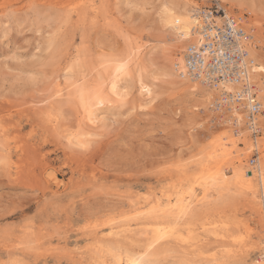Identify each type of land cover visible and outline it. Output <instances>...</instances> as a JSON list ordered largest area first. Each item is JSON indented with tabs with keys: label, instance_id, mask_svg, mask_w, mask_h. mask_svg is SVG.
<instances>
[{
	"label": "rangeland",
	"instance_id": "1",
	"mask_svg": "<svg viewBox=\"0 0 264 264\" xmlns=\"http://www.w3.org/2000/svg\"><path fill=\"white\" fill-rule=\"evenodd\" d=\"M162 2L0 0V264H116L117 253L147 247L158 229L171 237L152 243L151 264L264 262L257 178L248 172L258 201L232 183L220 195L212 185L204 193L210 174L199 161L232 130L212 122L211 108H201L202 85L189 82L195 84L190 92L188 83L165 82ZM192 2L201 8L217 1ZM220 3L248 15L253 46L264 53V0L256 13ZM128 56L132 76L122 82V97L105 84L113 102L89 126L69 86H94L101 76L108 81L100 62ZM141 67L153 83L150 103L137 91ZM241 137L237 143H251L248 171L262 147L247 132ZM261 138L264 127L258 143ZM222 168L231 174L227 164ZM178 199L195 203L180 213L171 206Z\"/></svg>",
	"mask_w": 264,
	"mask_h": 264
},
{
	"label": "bare ground",
	"instance_id": "2",
	"mask_svg": "<svg viewBox=\"0 0 264 264\" xmlns=\"http://www.w3.org/2000/svg\"><path fill=\"white\" fill-rule=\"evenodd\" d=\"M216 1L219 3L221 1L225 4H229L230 6L235 5L237 8H248L253 13H256L258 10V7H259L258 6V0H216ZM197 10H198V8L197 7L194 8V4H193L192 0H163V2L161 3L160 23H161L162 27L165 28V32L167 33V36H168V39L165 42L166 47L164 49H162L163 53H164L163 58L165 59L163 70H162V76L165 78L164 80L166 83L173 84L175 86L176 85L182 86V84H186V87H187V85L189 84L188 89L190 90V92L194 90L195 84H190L189 82H192V83H197V82L194 81L192 77H190L186 74L182 54H183L184 49L186 48V46L189 43H191L192 41H197V39H198V34L193 32V30H192L193 26H195L196 23H198V19L195 16V13H196L195 11H197ZM255 17H257V16L255 15ZM257 18H255L256 19L255 23L260 24V22H259L260 20L258 19L259 21H257ZM259 18H261V16ZM165 37H164V39H165ZM179 44L180 45L182 44L184 46L183 47L184 49L180 52H177L175 54V56H173V53H175V49L178 50ZM253 45H254V43L249 47V52L255 58V60L257 61V64L253 68V71H254L253 75L255 77V80L253 79L252 82L255 85L258 84L257 93H258V97L260 98V101L262 102V106L264 108V79H263L264 78V53L262 52L263 50L259 51V49H257V47L253 46ZM131 59H132V57H131ZM131 59L128 56V58L127 57H125V58L121 57V58H116V59H104V60H102L100 62V64L104 63V69L106 71L108 70L110 72V75H108V76H110L108 81H106L107 79H105L103 76H101L98 83L95 84L94 86H90L85 82H83V83L73 82V83H71V86H69L71 88H69L68 92H70V93H68V94L70 95L71 99L76 101V103L78 105L77 108H79V110H80L78 112H81V115L84 117V118L83 117L82 118L84 120L86 119L89 126L96 125V123L100 119L99 112L102 111L103 109H105V107L109 103L113 102L107 96V94L104 93L105 84L108 83L107 84L108 92L118 96L119 98L122 97L121 95H122V92L124 89L122 82H125L127 77L132 76L131 75V68H130ZM67 78H69V77H67ZM135 83L137 84V87H138L137 91H138V93H140L143 100L147 101V99H151V96L153 95V83L150 82L149 80L148 81L146 80V78L143 74V67L137 69V74L135 76ZM128 87H130V86H128ZM224 87H225L224 89L227 91L233 90V89H231V86H229V85H225ZM200 90H201V99L203 100V103H201L202 101L200 102L201 108H205V107L210 108L212 101L219 99V97H218L219 92H220L219 89H213V88H210L207 86H201ZM125 94H127V93H125ZM147 102H149V101H147ZM150 102H151V100H150ZM208 103H209V107L207 106ZM197 104L195 106H197ZM193 105H191V106L194 107ZM241 116L242 115H240L239 117H241ZM241 119L238 120L239 121L237 123L238 125L241 124L240 122H243V119L242 120ZM257 120H258V123L262 127H264V114L258 115ZM234 128L235 127L232 126V129H231L232 132L230 131V133H232V134H228V132H223L220 139L212 144L211 148L209 149L210 151H208L206 154H204V155H206V158L201 159V161H199L201 172L203 171V172H207L210 174V176H208V174H207V176L209 178L205 177L206 175L205 176L203 175L201 177V178L205 177V180H206V178L209 179L207 181H204V183L202 184L203 190H204V193L206 192V197H207L209 195L207 193L208 190L210 189L209 186L212 185V186H215V190L217 191L218 195H220V194H222V192L224 190H227L226 188H228V185H230L232 183L234 185L244 186L245 188L249 189V191L255 197V194H256L255 184L253 182V179H250L251 177H255V178H257L258 185H259V188L261 191L260 192L261 198H260V202L258 203L261 210H258V213H262V209L264 208V138H263V140L261 138L262 141H261V143L259 142L260 145L258 143L259 140H257L258 138H256L255 140L253 139V141H254L253 144L255 147H257V148H258V146L262 147V150H261L262 154L260 156H258V164H257L256 168L249 169L247 171V170H245L244 157H245V153H246L245 151H247L251 147V143L249 142V139H245L246 137L244 138L245 140H243V141L241 140V142L237 143V140H238L237 136L241 137L242 135H244L245 132H247L249 134V131L246 128H244L243 130L240 129L239 133L237 134L234 132ZM86 134L89 135V132H87ZM82 142L83 141H80L79 139L77 141L78 144H80ZM241 143H244L245 148L240 147V149H239L238 145ZM224 164H227L229 166V169L231 171L230 175H227L225 173L226 171L224 172V169L222 168ZM248 172L251 173V177L249 176L250 178L248 177ZM206 197H205V199H207ZM195 199H196V197H195ZM252 199H256V197L255 198L251 197V200ZM256 201H258V198L256 199ZM194 203H191L190 201H186L184 199H178L175 201V204L173 203V205H171V206H174V207L178 206L179 212L185 213V212H188L189 209H191V206ZM251 207H252V205H251ZM168 209H165V208L162 209L165 216L167 215L166 212ZM169 237H171V234L167 230H165V229L159 230L158 229V230H156L154 238L152 239V241L147 244V247L143 246L144 249H143V247H141L142 249H139L140 251H137V252L134 251L132 253H130V251L129 252L125 251L126 253L124 256L121 253H117L115 255V259L113 261H115L116 264H151L152 261L149 257L150 256L149 248L151 247L152 243L155 241L167 239ZM259 237H260V235H259ZM263 238H264V236L262 237V239ZM263 240H262V243H263ZM216 242H218V241H216ZM220 242H221V240H220ZM109 243H110V241H109ZM255 243H256V241H255ZM123 244H124V242H123ZM205 244H204V246H205ZM168 245H169V243H168ZM116 248H118V247H116ZM134 250H135V248H134ZM160 250H161V248H160ZM110 258H112V257H110ZM204 260H206V258ZM243 260H245V259H243ZM245 264H246V261H245ZM249 264H264V262L261 260L257 261V259L255 261V259H254V262L251 261V263H249Z\"/></svg>",
	"mask_w": 264,
	"mask_h": 264
},
{
	"label": "built area",
	"instance_id": "3",
	"mask_svg": "<svg viewBox=\"0 0 264 264\" xmlns=\"http://www.w3.org/2000/svg\"><path fill=\"white\" fill-rule=\"evenodd\" d=\"M195 12L198 23L192 30L198 39L183 51L186 74L199 85L220 90L219 99L210 105L213 123H223L231 129L234 126L237 134L246 128L255 140L262 133L257 118L264 114V108L258 97V84L252 82L257 61L249 52L255 31L248 24V15L232 13L218 2ZM225 85L233 90H225ZM241 118L243 122L238 125Z\"/></svg>",
	"mask_w": 264,
	"mask_h": 264
}]
</instances>
